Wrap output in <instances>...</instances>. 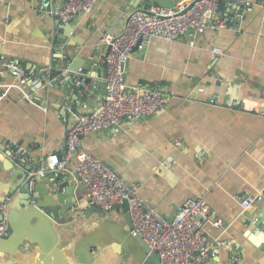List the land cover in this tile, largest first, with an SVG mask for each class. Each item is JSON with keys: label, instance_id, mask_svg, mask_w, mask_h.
I'll use <instances>...</instances> for the list:
<instances>
[{"label": "crops", "instance_id": "1", "mask_svg": "<svg viewBox=\"0 0 264 264\" xmlns=\"http://www.w3.org/2000/svg\"><path fill=\"white\" fill-rule=\"evenodd\" d=\"M42 1L0 0V64L15 62L36 73L81 60L89 82L83 92L69 86L35 92L21 89L9 69L1 70L0 206L11 197L6 214L16 234L0 240V264H140L143 250L131 236L128 206L105 212L80 205L86 192L75 160L58 177L35 178L28 201L11 166L29 175L59 151L73 123L66 104L88 113L104 94L106 68L92 66L108 52L103 38L122 34L131 11L158 4L96 0L89 14L63 26L39 13ZM44 1L52 8L64 0ZM164 1L174 7L185 0ZM232 11H245L236 31L205 30L135 49L126 65L127 85H148L171 101L150 117L83 136L81 149L133 185L166 220L186 200L204 198L213 217L223 221L219 229L206 226L209 243L229 241L236 264H264V116L237 108L245 98L264 101V0L221 2L224 18ZM216 48L221 55L213 54ZM8 141L28 151L24 162L13 160ZM237 196L260 199L243 212ZM38 201L57 219L34 218ZM230 257L220 250L204 264H229Z\"/></svg>", "mask_w": 264, "mask_h": 264}, {"label": "built area", "instance_id": "2", "mask_svg": "<svg viewBox=\"0 0 264 264\" xmlns=\"http://www.w3.org/2000/svg\"><path fill=\"white\" fill-rule=\"evenodd\" d=\"M95 2L64 0L62 4L49 8L43 0L38 10L47 17L56 18L63 26H70L80 16L89 14ZM221 2L233 5L239 0H185L174 7L152 5L135 9L128 14L122 34L103 38L108 52L96 57L92 66L106 68L104 94L88 113L77 112L73 104H66L73 123L60 143L59 151L51 153L45 166L33 169L28 175L31 194L35 178L47 175L58 177L66 171L69 162L75 160V174L86 192L80 205L95 206L105 212L127 205L133 221L131 233L147 242L151 251L160 256L161 264H204L216 257L220 250H226L231 255L229 264H236L235 249L229 241L216 239L210 244L206 238V226L219 229L223 221L213 217L211 206L204 198L186 200L176 215L166 220L138 195L133 185L124 182L99 158L81 149L83 136L119 126L123 120L134 122L150 117L169 104V95L148 85L129 87L125 81L127 63L135 49L144 50L153 40L176 42L185 35L194 37L205 30L236 31L237 24L245 18V11H232L230 17L224 18L220 12ZM213 54L221 55L222 52L216 48ZM3 68L10 70L21 89L29 88L35 92L66 86L85 87L89 82L87 73L82 69L72 72L68 68H44L30 73L15 62H3L0 64V74ZM93 89L98 90V86H93ZM3 97L4 94L0 92V102ZM237 108L264 116L263 100L245 98ZM5 148L17 163L24 162L28 154L14 141L6 142ZM236 198L243 212L260 199L254 196ZM10 202L11 197L5 198L0 206V215L6 214ZM7 231L8 224L3 219L0 221V239L7 235Z\"/></svg>", "mask_w": 264, "mask_h": 264}, {"label": "water", "instance_id": "3", "mask_svg": "<svg viewBox=\"0 0 264 264\" xmlns=\"http://www.w3.org/2000/svg\"><path fill=\"white\" fill-rule=\"evenodd\" d=\"M156 3L158 5L164 6V7L169 5L164 0H156ZM82 67H83V62H81V60H74L73 63L69 66L68 69L70 71H72V72H78L80 69H82ZM105 78H106V73L104 75V79ZM78 91H80V92L85 91V87L84 86L79 87ZM38 167L39 166H35L33 168L36 169ZM11 170H13L14 175H20L22 177V180H21L18 188H20V193L25 195L27 201L30 200L31 193H30V187H29L28 174H26L22 170H17V169L14 170L13 166H11ZM41 209H45V208H43V206L38 201L37 206H35V211L38 214H40V215L37 214V215L34 216V218H36L38 220H41V218H43V217L46 218L47 215L49 216V218H51L50 217V215H51V211L50 210L45 209L44 212H43V211H41ZM54 217H55V219H57V215L56 216L54 215ZM126 218H127L129 229L132 232V230H133V221H132L130 213H128L126 215ZM3 219L8 220L9 226H8L7 235L2 237L0 240L7 239L9 237L12 238L16 234V229L14 227L15 221L11 219L10 215L9 214L3 215V216L0 215V221H2ZM261 230L264 231V224L261 226ZM131 236L135 239V241L139 244V246L143 250V258H142V260H140V264H161L160 256L158 254H156V253H153L151 251L149 245L147 244V242L143 238H141L140 236H134L133 234Z\"/></svg>", "mask_w": 264, "mask_h": 264}, {"label": "rangeland", "instance_id": "4", "mask_svg": "<svg viewBox=\"0 0 264 264\" xmlns=\"http://www.w3.org/2000/svg\"><path fill=\"white\" fill-rule=\"evenodd\" d=\"M207 238V237H206Z\"/></svg>", "mask_w": 264, "mask_h": 264}]
</instances>
